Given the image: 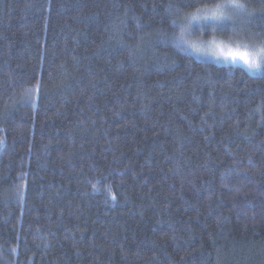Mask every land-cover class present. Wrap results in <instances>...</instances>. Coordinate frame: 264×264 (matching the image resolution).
<instances>
[{
  "label": "trees",
  "instance_id": "trees-1",
  "mask_svg": "<svg viewBox=\"0 0 264 264\" xmlns=\"http://www.w3.org/2000/svg\"><path fill=\"white\" fill-rule=\"evenodd\" d=\"M215 2L0 0V264H264V71L176 42ZM241 2L205 36L264 47Z\"/></svg>",
  "mask_w": 264,
  "mask_h": 264
},
{
  "label": "snow or ice",
  "instance_id": "snow-or-ice-1",
  "mask_svg": "<svg viewBox=\"0 0 264 264\" xmlns=\"http://www.w3.org/2000/svg\"><path fill=\"white\" fill-rule=\"evenodd\" d=\"M237 14L250 15L246 5L241 0H217L211 7L206 6L202 16H192L188 24L181 28L176 40L177 46L181 47V51L190 48L196 55L207 54L216 58H223L225 61L230 60L233 63L240 61L253 72L264 71V47L253 51L249 50L247 46L237 45L233 47L213 39L208 48L204 49L200 45L185 39V33L192 27L193 21L196 23H210L215 31L217 28L223 29L225 27L224 21L233 19ZM183 46H186V48Z\"/></svg>",
  "mask_w": 264,
  "mask_h": 264
},
{
  "label": "rangeland",
  "instance_id": "rangeland-1",
  "mask_svg": "<svg viewBox=\"0 0 264 264\" xmlns=\"http://www.w3.org/2000/svg\"><path fill=\"white\" fill-rule=\"evenodd\" d=\"M203 13H204V11H201V13H196V14H193V15H190V18H186L187 20H186V22H189V20L191 19V17L192 16H196V15H199V16H202L203 15ZM242 17V14H237V15H235L234 17H233V19H230V20H234L235 19V17ZM224 22H227V21H224ZM183 23H185V22H183ZM225 24V23H224ZM186 25H184L183 27H185ZM182 27V28H183ZM196 28L195 30H198V31H201V33H202V36L201 37H196L195 38V36L191 33V35L190 34H187V33H185V39H187V40H189L190 42H192V43H196V44H198V45H200L202 48H204V49H207L208 48V45H209V43L213 40V39H211V36L210 37H206L205 36V33H204V31H208V32H210L211 33V29L213 28L212 27V25L210 24V23H196L195 21H193V23H192V28ZM191 29V28H190ZM219 29V28H218ZM189 30V29H188ZM188 30L186 31V32H188ZM187 36V37H186ZM216 41H222V42H224L223 40H221L220 38H218V39H215ZM224 43H226V44H229V45H231V46H233V47H235V46H237V45H240L241 47H243V46H247L248 47V49L249 50H253V51H255V50H257V49H259V48H261V47H263L262 46V44H254V43H252V42H244V43H227L226 41L224 42ZM183 47H185L186 48V46H183ZM187 53H189L191 56H194L195 58H197L198 60H201V61H208V62H211V63H213V64H217V65H223V66H226V65H231V66H240V67H242V68H244L245 69V71L248 73V74H251V75H258V74H260V71L259 72H253V71H250L248 68H247V66L246 65H244L242 62H240V61H237L236 63H233V62H231L230 60L229 61H225L223 58H216V57H214V56H211V55H207V54H205V55H196V54H194L193 53V51L190 49V48H187V50H185ZM34 98V96H33V91L32 92H28L25 96H24V98H23V102L24 103H27V102H30V101H32V99ZM244 177V176H243ZM226 180H228V179H226ZM241 180H243V181H241L240 183L242 184L245 180L246 181H248V177H245V179H241ZM239 181V180H238ZM238 181H236V182H232V184H231V188H233L232 190H230V191H232L231 193L232 194H230L231 196L233 195V194H235L234 196H238L239 195V193L238 192H240L239 190H237L236 188H234V185L236 186V184L238 183V185H241ZM245 181V182H246ZM244 183L242 184V186H240V187H242L244 190L243 191H245V187H244ZM239 187V186H238ZM224 188H226V186L224 187ZM226 191H228V188H226ZM263 218H264V209H262L261 207H256L255 209H251L249 212L246 210V209H244L243 210V212L239 215V221H241L243 224H248V223H255V222H257V221H261V220H263Z\"/></svg>",
  "mask_w": 264,
  "mask_h": 264
}]
</instances>
